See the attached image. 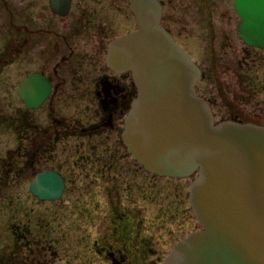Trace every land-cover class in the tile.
Segmentation results:
<instances>
[{
    "label": "rangeland",
    "instance_id": "374dc122",
    "mask_svg": "<svg viewBox=\"0 0 264 264\" xmlns=\"http://www.w3.org/2000/svg\"><path fill=\"white\" fill-rule=\"evenodd\" d=\"M161 1L164 3L163 24L171 26V31L178 43L190 53L205 73V77L197 84V90H200L205 98H214V100L217 98L221 102L223 100L220 107H214L216 120L230 117L229 109L234 104L243 112H247L246 115H249L250 118L259 116L257 121L264 124V111L251 110L252 104L245 105L234 100L233 94L236 92L240 97L244 95V92L240 91L238 80L234 74L224 75L221 78L213 76L215 70L221 76L220 72L225 71L226 66H230L221 63L219 59L224 55V51L219 47L226 35L236 44L234 48L237 50L244 46L238 37L236 26L240 23V19L233 10V0ZM204 1L213 14V24L223 20V17L225 20L228 19V16L232 18L230 20L232 24H230V28L227 27V33L221 34L222 32L220 33L219 30L215 40H212L211 23ZM88 2L89 0H87ZM32 3L34 5L29 6V9L39 5V2L36 1ZM126 5L125 0L124 6ZM92 6L97 8L100 5L97 0H93ZM97 9L100 12V8ZM108 11L107 17H110L113 26H119L117 30H113L112 35L110 34L111 38L131 34L137 29L127 7L126 11L120 13L114 8ZM99 12L96 14L98 19L105 14L101 12L99 15ZM37 17H40L39 13ZM7 38L8 34L0 33V49L6 47ZM82 38L81 35L68 39L69 45L73 47L74 59H78L79 63L70 61L61 66L59 87L50 101L39 109H27L17 94V87L27 71L37 70L44 64L46 67L49 66L48 68L52 71L48 60L49 53H45L44 61H42L40 53L42 49L29 45L28 50L33 48L31 59L26 60L24 57L18 56L8 60L7 63L0 64V124H3L0 128V151L18 150L16 145L20 140L18 136L21 133L15 129V123L28 119L30 135L29 142L24 143V149L37 150L43 155L40 163L35 164L36 171L43 168H55L70 177L71 170H74L76 178L72 174V181L69 182L66 194L55 203L38 204L28 189L29 208H35V211L41 210V212L59 208V219L61 225L65 227L62 234V248L65 250L60 251L61 254L67 255V258H73V264H109L105 261L104 256L96 250L93 242L101 232V223L104 227L106 224L109 227L113 216L118 215L123 219H127L129 216L133 225L138 226L136 229L140 231V236H138L140 241L147 242L151 248L150 250H123V254L127 255L135 264H161L180 239L190 232L202 228L189 204L191 178L174 179L153 176L146 172L140 163L139 165L135 164V160L129 155L126 146L122 144L118 130L113 131L110 127L97 124L100 122L102 109L95 94L96 82L99 81V77L104 76L107 64L104 54L100 60L96 54L99 45L97 46L94 41L84 42ZM61 44H65V41H61ZM227 50L228 54L232 55L230 48ZM103 51H105V46ZM236 53L237 55L241 54L239 51ZM262 54L264 55V52ZM79 56H86L85 61L81 60ZM108 70L106 75L114 73L110 67ZM215 75L217 76V74ZM241 76L244 75L241 73ZM238 112L240 111L237 110L234 113ZM13 119H16L14 124L12 123ZM1 120L11 121V125L7 126ZM116 124H120V122L117 121ZM120 127L123 128L120 125L119 129ZM83 128L86 129L83 130ZM97 134H99V138L96 136ZM89 153L103 154L104 157L120 156L116 160L109 159V162H117L120 168L124 165L123 176L126 183L123 185V193L121 190L119 191L122 196L120 201L113 200L111 192L108 195L102 193L101 188L106 184L102 180L103 175H95L94 172L90 173L85 170L89 164L80 157L81 155L87 156ZM19 157L22 158V155ZM137 167L140 169L135 175L134 168ZM95 172L98 171L95 169ZM32 175L33 172L28 169V184L33 180ZM90 177L97 178L95 181L100 182L99 186L93 190L82 189ZM128 181H131V186ZM136 183L137 187L133 188L132 186ZM19 193L20 189L16 188L15 194ZM94 195L93 204H89V199ZM13 220L11 214L0 212V230L4 229L6 225H10ZM0 239L3 244H7L5 234L4 237L0 235ZM88 245L89 249L87 250L86 246ZM127 262L129 261H125V263Z\"/></svg>",
    "mask_w": 264,
    "mask_h": 264
},
{
    "label": "water",
    "instance_id": "95a60500",
    "mask_svg": "<svg viewBox=\"0 0 264 264\" xmlns=\"http://www.w3.org/2000/svg\"><path fill=\"white\" fill-rule=\"evenodd\" d=\"M130 2L139 29L111 41L107 53V64L131 71L138 90L122 138L146 171L196 176L190 204L203 227L178 242L163 264H264V125L216 122L196 91L201 69L161 23V2ZM234 6L240 36L264 49V0H234ZM50 92L41 75L18 88L29 107ZM64 188L56 171L37 174L30 185L45 200L60 198Z\"/></svg>",
    "mask_w": 264,
    "mask_h": 264
},
{
    "label": "flooded vegetation",
    "instance_id": "af4514ba",
    "mask_svg": "<svg viewBox=\"0 0 264 264\" xmlns=\"http://www.w3.org/2000/svg\"><path fill=\"white\" fill-rule=\"evenodd\" d=\"M33 1L39 2V5L35 8L33 7V9H29V6L34 5V3H32ZM92 1L93 0H89L87 3V0H0V33L8 34V38L5 42L6 47L0 49V64L7 63L8 60L18 56L24 57L26 60L31 59L33 56L31 50H33V48L28 50L27 47L29 45L37 49H42V51L40 50L42 61H44L45 53H49L48 60L50 61L52 71L48 68L49 66L46 67L44 64L41 68L27 71L23 75L22 81L34 74L41 75L46 78L51 87L50 94L37 107H29L28 104L19 97L27 109H39L50 101L59 87L58 80L61 78L60 68L63 64L70 61L72 63L78 61L77 63H79L78 59H74L75 54L73 47L70 46L68 42V39H72V36L82 35V40H84V42H96L97 46L99 45V49L96 53L98 54L99 60L102 58V54H104L106 61L108 44L113 38L115 39L118 37L115 36L111 38L110 34L112 35L113 30L119 28V26L114 27L110 17H107L109 13L108 10L114 8L120 13L126 11L127 7V10L132 14L130 9L131 0H126V6H124L125 0H97V3L100 5L97 8H100V12L99 9L92 6ZM98 12L99 15L101 12L105 14L98 19L96 15ZM38 13L40 15L39 18L37 17ZM210 15L211 19H209V21L211 23L212 40H215L219 30L220 33L222 32L221 34H224V32L227 33L226 30H228L227 27L230 28V24H232L230 20H232V18L228 16V19L225 20L223 17V20L221 19L213 24V14L210 12ZM132 16L133 20L134 15L132 14ZM239 24L236 26L237 31ZM166 27L175 37L174 33L171 31V26L168 25ZM238 37L244 44V46L238 50L234 48L236 44L229 36L226 35V37H224L219 47L224 51V55L220 56L219 59L221 63H226L230 66H226V70L220 72L221 76H219L217 70H215L213 76L221 78L224 75L234 74L238 80L240 91L244 92V95L241 97L238 92L233 94L234 100L245 105L252 104L250 107L251 110L257 109L263 112L264 55L262 52H264V49L247 45L240 37L239 31ZM63 40L65 44L62 45L61 41ZM104 46L105 51H103ZM64 48L67 50L65 51ZM228 48H230V53L232 55L228 54ZM237 51L241 54L237 55ZM80 59L85 61L84 59H86V56H82ZM108 68L107 66L104 76L102 78L99 77V81L96 82L95 94L99 99V105L102 109L100 122L97 124L110 127L113 131L118 130L122 141V128L120 127L119 129V126L121 125L123 127L124 117L130 109L134 98L137 96L138 90L134 85L132 75L129 71L117 73L113 70L114 73H108L106 75V71L109 72ZM202 73L204 78L205 73L203 70ZM241 73L244 76H241ZM215 74H217V76ZM211 77L212 75L210 74V78ZM22 81H20L19 84ZM198 93L200 95V90H198ZM206 99L210 102L213 109L214 107H220L223 102V100L221 102V100L217 98L216 100H214V98ZM237 110L240 112L234 113L235 111L237 112ZM229 113L230 117L227 116L226 118L244 123L252 122L260 124L257 121L259 120V116L250 118L249 115H246L248 114L247 112H243L241 108L234 104L230 107ZM260 119L262 120V118ZM15 120L16 119L12 120L13 124ZM27 120L28 119H24L23 122L19 120L15 123V129L18 133H21L18 136L20 140L16 145L18 150L8 149L0 151V212L11 214L14 218L10 225L8 224L4 229L0 230V235L4 237L5 234V242H7V244H3L0 241V264H52L55 262L73 264L74 259L71 257L67 258V255L61 254L60 251L65 250L62 248V234L64 233L65 227L61 225L59 219V208L41 212V210L35 211V208L28 207V195L31 182L28 184L29 177L27 176V171L31 169L33 172V179L36 174L47 170H56L60 172L66 181V188L62 197L66 194L69 182L72 181V177L73 175L75 176V173L74 170H71L70 174L68 173L70 175L69 177L67 174L55 168H43L36 171L37 168L35 164L40 163L43 155L37 150L28 151V149H24V143L29 142L30 135L29 123ZM1 121H3V123L5 122L7 126L11 125V121ZM117 121L120 122V124H116ZM2 125L3 124H0V128ZM3 128L6 130L5 127ZM85 129L86 128H83V130ZM96 136L99 138V134ZM30 138L33 139L32 137ZM122 144L124 145L123 141ZM4 152L5 154H3ZM19 155H22V158H20ZM80 158L85 159L86 163L89 164L85 170L90 173L94 172L95 175H103L102 180H104L106 184L101 188L102 193L108 195L109 192H111L113 200L120 201L122 196L119 191L121 190L123 193V185L126 183L123 176L124 165L120 168L117 162H109V159L116 160L119 159L120 156L104 157L103 154L89 153L87 156L81 155ZM135 164L139 165L136 161ZM95 169L98 172H95ZM134 169L136 175L140 167ZM83 173L86 175L85 172ZM153 176L157 175L153 174ZM87 177H89V174H87ZM93 177L87 179L88 182L84 184L82 189L93 190L99 186L100 182H96L95 180H97V178L94 179ZM74 178H76V176ZM128 182L129 186H131V181ZM91 185L93 186L90 187ZM132 187L136 188L137 183ZM16 188L20 189L19 194H15ZM30 195L38 204L55 203L62 199V197L58 200L39 199L34 196L31 191ZM93 200H95V195L91 196L89 204H93ZM113 206L114 204L112 207ZM137 227L136 224L133 225L129 216L127 219H123L120 215L113 216L112 223L109 227L107 224L106 227H104L101 223V232L96 236L93 242L96 250L104 256L105 261L109 264H135L127 255L123 254V250L151 249L147 242L140 241L138 238V236H140V231L136 229ZM86 248L88 250L89 245L86 246ZM125 261L129 262L125 263Z\"/></svg>",
    "mask_w": 264,
    "mask_h": 264
},
{
    "label": "bare ground",
    "instance_id": "6f19581e",
    "mask_svg": "<svg viewBox=\"0 0 264 264\" xmlns=\"http://www.w3.org/2000/svg\"><path fill=\"white\" fill-rule=\"evenodd\" d=\"M123 131V130H122ZM196 177V176H195Z\"/></svg>",
    "mask_w": 264,
    "mask_h": 264
}]
</instances>
